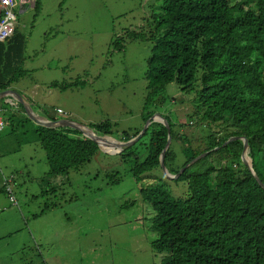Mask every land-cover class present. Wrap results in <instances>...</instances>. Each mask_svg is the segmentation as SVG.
<instances>
[{
    "label": "trees",
    "instance_id": "obj_1",
    "mask_svg": "<svg viewBox=\"0 0 264 264\" xmlns=\"http://www.w3.org/2000/svg\"><path fill=\"white\" fill-rule=\"evenodd\" d=\"M32 2L36 13L41 2ZM29 5L30 0H14L13 10ZM149 11L141 20L148 29H140L146 32L124 31L112 44L120 47L124 35L140 38L145 33L151 45L144 106L174 82L193 94L194 121L206 134L185 141L188 153H181L186 157L177 167L167 166L175 150L167 147L164 152L163 165L171 174L205 152L174 178L185 183L183 196H174L159 179H142L139 197L153 211L150 228L156 233L150 247L161 254L159 264H264V189L241 162V140L223 144L230 136L245 137L251 169L264 185V0H156ZM24 44L16 27L0 41V54L7 57L0 65V90L24 75ZM20 111L17 104L5 106L0 114L14 119ZM167 123L170 139H181ZM109 125L104 121L89 127L110 136ZM33 133L45 155L46 176L78 170L98 150L95 142L68 127L35 125ZM144 133L149 134L146 153L131 166L136 180L160 168L158 156L167 136L165 126L156 121ZM120 135L123 141L131 137Z\"/></svg>",
    "mask_w": 264,
    "mask_h": 264
},
{
    "label": "rangeland",
    "instance_id": "obj_2",
    "mask_svg": "<svg viewBox=\"0 0 264 264\" xmlns=\"http://www.w3.org/2000/svg\"><path fill=\"white\" fill-rule=\"evenodd\" d=\"M40 2L36 13L31 7L12 9L13 23L25 37V71L14 84L17 89L25 86L29 94L23 105L19 103L23 112L16 113L14 119L2 115L0 138L8 146L29 143L34 129L26 113L28 108L35 111V106L41 109L42 115H37L45 116L44 111L49 117H66L85 127L107 121L111 135L105 138L113 141L122 138L120 132H134L129 139L140 134L145 124L143 116L151 112L149 117L155 114L153 119H159L158 114L170 121L171 130L180 136L177 140L169 136L167 146L175 150L167 166H179L186 157L181 153H188L185 141L206 135L202 125L194 121L193 94L169 82L161 94L153 96L154 103L144 106L145 60L151 40L142 33L140 38L124 35L120 47L112 44L124 31L146 32L140 29H148L141 20L156 0ZM76 80L80 82L73 83ZM54 81L56 85L51 84ZM62 83L67 86L60 87ZM46 86L52 88L51 92L46 91ZM159 95L163 99L157 102ZM55 108L63 114H56ZM144 131L122 149L125 154L110 153L100 146L80 169L66 175H45V155L40 147L38 158L20 168L36 175L35 182L11 184L15 205L3 195L7 205L19 208L29 218V239L38 244L42 256L49 257L51 264H159L161 254L150 247L156 237L150 228L153 211L141 201L139 187L142 179H159L174 196L181 197L186 186L167 178L158 167L135 179L131 166L134 160L144 157L149 140ZM32 153L36 155L37 151L33 149ZM246 161L250 166L249 156ZM24 176L19 177L20 182ZM45 204L50 206L32 218L31 214L38 213ZM31 251L29 245L27 252ZM29 254L28 262H38Z\"/></svg>",
    "mask_w": 264,
    "mask_h": 264
},
{
    "label": "crops",
    "instance_id": "obj_3",
    "mask_svg": "<svg viewBox=\"0 0 264 264\" xmlns=\"http://www.w3.org/2000/svg\"><path fill=\"white\" fill-rule=\"evenodd\" d=\"M32 1L33 0H30V5L27 9H29L30 7L32 8ZM6 59L7 57H4L3 59L2 54H0L1 66H3L2 64ZM5 65L9 67L7 63ZM15 85L17 84H14L13 81L5 88V90L13 91L15 94L26 101L24 97L28 96L29 91L26 90L25 86L17 89L15 88ZM35 87L36 86H34V88ZM46 87V91L51 92L52 88L50 86ZM0 93H2L0 94V108L3 107L2 109H4L5 104L8 108H10V106L14 107V105L11 104L13 102L10 97L11 92L0 90ZM35 111L33 110V113L35 115L41 114L40 107L35 106ZM43 113L44 115H46L44 111ZM2 115L3 114H0L1 119L3 118ZM46 116L49 117V115ZM30 121L31 127L34 129L36 124L33 123V120L30 119ZM2 131L3 129L0 130V133ZM34 138L35 133L34 137L29 140V143L12 144L10 146L6 144V140H4V138H0V264H51L49 261V257L42 256L38 244L32 242V240L29 239L31 238V231L28 227L29 218H26L25 213H22L19 208L7 205L6 199L3 195L4 181L6 180V178H9L8 183L10 187L12 183H16L20 186V184L24 182H35V179L37 178L36 175L34 176L29 171L24 172L22 169H20L25 168L28 161L30 162L33 159L38 158L39 145L37 144V140L33 141ZM33 149L37 151L36 155L32 153ZM11 173L14 174L13 179H11ZM22 176H24V179L22 180V182H20L19 177ZM34 215H37V213H32L31 217L33 218ZM29 245L32 246V251L30 254L27 252ZM28 254L36 258L38 262H28Z\"/></svg>",
    "mask_w": 264,
    "mask_h": 264
},
{
    "label": "water",
    "instance_id": "obj_4",
    "mask_svg": "<svg viewBox=\"0 0 264 264\" xmlns=\"http://www.w3.org/2000/svg\"><path fill=\"white\" fill-rule=\"evenodd\" d=\"M3 91L11 92V94L14 93V92L11 91V90H3ZM0 94H2V93H0ZM18 100H19V102H20L22 105L24 104V102H23L21 99H18ZM26 115H27V117H28L29 119L33 120V122H35V123L38 124V125L44 126V127H52V128H53V127H68V128H71V129H75V130L79 131V132H80V135H82L84 138H88V139L92 140L93 142L96 143V145H97L98 147L101 146V144L95 139L98 135H96L95 133H93L90 129H88V127L86 128L85 126H82V125H80V124H77V123H75V122H73V121H71V120H68V119H66V118H60V119H58V120H46V119H44V118H42V117H38V118H37V117H35L34 115H32L31 113H29V112H27ZM154 115H155V114H153L151 117H149V118H147V119L145 120L144 127H143L142 131L140 132V134L144 131V129L147 127V125H148V124L150 123V121L153 119V116H154ZM157 116L159 117V119H157V120L160 121V122L165 126V128H166V130H167L166 142H165V144H164V146H163L164 148H167V146H168V142H169L168 123H167V121L165 120V118H162V117L159 116L158 114H157ZM81 126L84 127L86 130L90 131V132L92 133V136L88 135V134H87V133L81 128ZM140 134H137L134 138L128 139V140L125 141V142H122V141H116V140H115V141L117 142V144H119L120 147H118V146L115 144V146H117V148H118L116 151H108V150H105V151L110 152V153H114V152L117 153V152H119L120 150L124 149L126 146H128L130 143L134 142V141L139 137ZM235 139H239V140H241V142H242V150H241V154H240V159H241V161L247 166V168L250 170V172H251L252 175L254 176L255 180H256V181L258 182V184L264 189V185L258 180L257 176L253 173V171H252V169H251V164H250V166H249L248 163H247V161H246V159H247L246 157H248L247 154H246V153H247V141H246V138L243 137V136H230V137H228V138L223 142V144H225V143H227V142H229V141H231V140H235ZM119 142H120V143H123L124 145H123V144H120ZM163 153H164V151L161 150V152H160V157H159V165H160V169L162 170V172L164 173V175H165L167 178H176V177L178 176V174L183 170L184 167L190 165V164H191L192 162H194L196 159L202 157V156L205 154V152L199 154L198 156L194 157V158L191 159L189 162H187L184 166L180 167L177 173H175V174H171V173L167 172V170L165 169V166L163 165V162H162V159H163Z\"/></svg>",
    "mask_w": 264,
    "mask_h": 264
},
{
    "label": "built area",
    "instance_id": "obj_5",
    "mask_svg": "<svg viewBox=\"0 0 264 264\" xmlns=\"http://www.w3.org/2000/svg\"><path fill=\"white\" fill-rule=\"evenodd\" d=\"M14 0H0V41L9 38L14 29L15 15L12 12ZM3 111L0 108V112ZM60 112L59 109H57ZM3 128V121L0 117V130ZM2 176V175H1ZM4 178V177H3ZM9 178L4 181V192L7 195L10 202L15 203L14 197L11 193V187L9 186Z\"/></svg>",
    "mask_w": 264,
    "mask_h": 264
},
{
    "label": "clouds",
    "instance_id": "obj_6",
    "mask_svg": "<svg viewBox=\"0 0 264 264\" xmlns=\"http://www.w3.org/2000/svg\"><path fill=\"white\" fill-rule=\"evenodd\" d=\"M12 9H13V7H12ZM15 15V14H14ZM14 27H15V25H14ZM3 41V40H2ZM5 90V89H4ZM10 97H11V100H13V102L11 103V104H13L14 105V107L17 105V104H19L20 102H19V100L18 99H21L23 102L25 101L24 99H22L20 96H18L17 94H15V93H13V94H11L10 95ZM23 108H24V106H23ZM57 109H59L60 110V112H58L57 111ZM28 112L30 113V109L28 108ZM55 113L56 114H62L63 112L61 111V109L60 108H55ZM35 117H42V118H44V119H50V120H58V119H60V118H66V117H59L58 118V116H56V117H48V116H38V115H35ZM149 118V117H148ZM67 119V118H66ZM152 120H154V121H156V122H160V121H158L157 119H152ZM162 124V123H161ZM163 125V124H162ZM87 127H88V129H90L93 133H95L88 125H87ZM86 127V128H87ZM169 130V129H168ZM96 134V133H95ZM96 135H100V134H96ZM82 136V135H81ZM102 136V135H101ZM104 137H106V135H103ZM116 141H123V140H119V139H117ZM121 151V150H120ZM119 151V152H120ZM247 154V153H246ZM247 156H248V154H247ZM247 158V157H246ZM166 169V168H165ZM168 172V171H167ZM5 193V192H4ZM7 196V195H6ZM8 198V197H7ZM8 201H9V199H8ZM14 201H15V199H14ZM10 202V201H9ZM12 205H15L16 204V201H15V203H12V202H10Z\"/></svg>",
    "mask_w": 264,
    "mask_h": 264
},
{
    "label": "bare ground",
    "instance_id": "obj_7",
    "mask_svg": "<svg viewBox=\"0 0 264 264\" xmlns=\"http://www.w3.org/2000/svg\"><path fill=\"white\" fill-rule=\"evenodd\" d=\"M30 113L32 114V115H34L35 116V114L30 110ZM158 119V118H157ZM81 128L88 134V135H90V136H92V133L90 132V131H88V130H86L84 127H82L81 126ZM100 144H101V146L106 150V149H110V148H115V149H117V146L118 147H120L119 146V144H117V142L116 141H113V140H109V139H107V138H105L104 136H101V135H99V136H97L96 138H95ZM120 143V142H119ZM115 144L117 145V146H115ZM120 144H123V143H120ZM124 145V144H123Z\"/></svg>",
    "mask_w": 264,
    "mask_h": 264
}]
</instances>
